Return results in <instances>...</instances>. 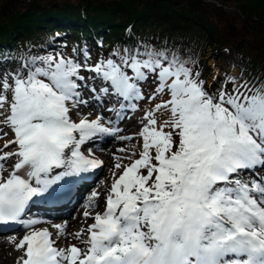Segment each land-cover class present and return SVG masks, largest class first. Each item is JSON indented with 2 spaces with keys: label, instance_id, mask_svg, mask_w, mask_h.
Listing matches in <instances>:
<instances>
[{
  "label": "snow or ice",
  "instance_id": "6c2138e0",
  "mask_svg": "<svg viewBox=\"0 0 264 264\" xmlns=\"http://www.w3.org/2000/svg\"><path fill=\"white\" fill-rule=\"evenodd\" d=\"M83 56L84 64L32 56L15 72L0 73V109L8 106L0 126L14 134L4 147L16 146L0 154V225L31 229L17 245L24 250L21 264H264V83L230 77L231 90L213 93L189 61L148 47L116 50L95 65L86 64L87 52ZM82 71L102 83V96L81 83ZM150 78L155 87L145 95ZM84 89L97 102L113 99L117 122L137 110L133 102L161 99L141 118L139 158L114 165L123 172L111 183L104 211L84 212L94 220L82 241L86 247L65 250L54 246L47 228H35L40 219L23 217L34 198H54L66 178L101 168L82 146L120 131L105 126L102 114L73 121L72 110L88 105ZM162 109L167 119L158 124ZM12 157L14 170L4 178L2 162ZM24 169L27 178L19 174ZM98 196L92 193L93 200ZM56 228L62 235L64 228Z\"/></svg>",
  "mask_w": 264,
  "mask_h": 264
},
{
  "label": "trees",
  "instance_id": "16d2710c",
  "mask_svg": "<svg viewBox=\"0 0 264 264\" xmlns=\"http://www.w3.org/2000/svg\"><path fill=\"white\" fill-rule=\"evenodd\" d=\"M120 1H101L99 6L95 4L96 1H82V5L85 4L81 5L82 7L64 6L70 8L66 9L69 14L62 15V18L64 21L76 20L78 26H84L85 21L80 17L81 11L92 12L94 9L96 12L95 10L101 9L102 14L110 13L111 18L107 23L110 25L107 26V29L115 34L121 33L127 24H132L136 34L154 37L158 41H188L189 48L197 50H205L209 46H214L215 50L219 51L220 48L229 45L230 52L236 51L241 55L245 54L246 57L255 61V64L260 67L261 78L264 80V0ZM212 1L219 3L221 7ZM8 5L12 7L9 17L11 22L0 27V41L12 36L19 40L27 38L39 40L35 33L49 32L50 28L57 23L53 18H61V15L54 14L52 10L58 7L57 3L29 4L30 9L27 11L31 14L29 20L22 16L24 13H21L20 10H13L16 0L8 1ZM8 5H4V8L9 9ZM40 12H44L42 18L32 15ZM12 15L21 16L17 20ZM230 15L235 18L238 24L242 25L240 30H237L235 25L228 23ZM78 26H68V29L75 33ZM226 28L232 32L233 36L242 35V37L236 39L230 36ZM220 31H225L228 37L235 40H224L218 34Z\"/></svg>",
  "mask_w": 264,
  "mask_h": 264
},
{
  "label": "rangeland",
  "instance_id": "374dc122",
  "mask_svg": "<svg viewBox=\"0 0 264 264\" xmlns=\"http://www.w3.org/2000/svg\"><path fill=\"white\" fill-rule=\"evenodd\" d=\"M8 1H10V0H0V27L7 25L11 22L9 17L11 16L10 10H12V7L10 5H8ZM82 1L83 2L84 1H86V2L96 1L95 4L98 6H99V2H101V1H105V2L118 1V2H121L120 0H16V6H15V8H13V10H20L21 13H24V14H22V16H25L26 17L25 19L29 20V19H31V16H30L31 14L29 12H27L30 9L29 4H31V5L35 4L36 5V3H40L42 5H46V4L57 3L58 7L55 9H52L53 13L57 14V15H65V14H69L68 13L69 11H66V9H69L70 7H64V6H72V7L79 6L80 7L82 5V3H81ZM140 3H142V2H140ZM144 3H146V2H144ZM4 5H8L9 9H5ZM84 5L85 4H83L82 6H84ZM141 6H143V5L141 4ZM95 11L96 12H94V9L92 12H90V11L87 12V11L82 10L81 13H84L85 15H88L90 13L89 14L90 22L96 23V24H99L102 21V19L108 21L111 18L109 16L110 13H108V12H106L107 14L104 12L103 13L104 16H103L101 9L95 10ZM32 15H36V17L42 18L44 15V12H40L38 14H32ZM12 16H13V18L19 20V17L21 15H19V16L18 15H12ZM227 21L230 25H235L237 27V30H240L242 27V25L238 24L232 15L229 16V19ZM227 29L228 28H226V30ZM227 31L229 32L230 36H232L236 39H239L242 37V35L233 36V34L230 30H227ZM218 34H220V37L223 38L224 40H235L234 38L228 37L225 31H220ZM250 35L253 36L252 33H250ZM251 39L253 40V37H251ZM258 43H261V42H258ZM216 56H217V53L214 50V46L210 47L206 51V58L208 60V63L212 66V70L214 71L215 75L220 76L221 71L224 69L229 71V72H236L237 69H235L233 67L226 66V64L223 62H220V60L217 59Z\"/></svg>",
  "mask_w": 264,
  "mask_h": 264
},
{
  "label": "bare ground",
  "instance_id": "6f19581e",
  "mask_svg": "<svg viewBox=\"0 0 264 264\" xmlns=\"http://www.w3.org/2000/svg\"><path fill=\"white\" fill-rule=\"evenodd\" d=\"M108 165L109 167L113 166V162L111 160H108ZM110 174L106 173V177H108ZM70 232V231H69ZM61 237V236H60ZM64 238V236H62V239ZM73 242V240H71V243ZM3 243L2 239H0V245ZM5 245L3 244L2 247H4ZM11 253L14 254L16 256V258H18L21 254V252L19 250H11ZM0 254H6V250L2 249V253ZM7 255V254H6ZM9 261L8 257L2 258L0 256V264H7Z\"/></svg>",
  "mask_w": 264,
  "mask_h": 264
}]
</instances>
